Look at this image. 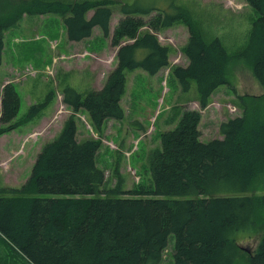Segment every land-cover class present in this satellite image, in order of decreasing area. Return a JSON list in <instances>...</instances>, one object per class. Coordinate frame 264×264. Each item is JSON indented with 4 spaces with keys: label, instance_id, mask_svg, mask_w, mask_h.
Here are the masks:
<instances>
[{
    "label": "trees",
    "instance_id": "16d2710c",
    "mask_svg": "<svg viewBox=\"0 0 264 264\" xmlns=\"http://www.w3.org/2000/svg\"><path fill=\"white\" fill-rule=\"evenodd\" d=\"M244 1L257 16L246 42L229 54L176 0H0V64L4 32L23 15L57 14L66 39L81 42L95 27L107 37L112 15L120 13L113 43L130 40L118 44L116 67L103 86L84 97L67 87L62 97L99 131L105 120L123 118L127 71L156 75L169 65V48L153 32L140 31L143 18L155 13L151 19L161 17L163 28L186 25L187 64L172 76L182 93H196L204 109L218 88L231 87L235 65H248L264 89V0ZM239 101L241 115L222 122L221 138L208 141L200 139V112L181 108L175 127L161 133L160 147L149 155L152 185L130 191L120 184L102 190L104 173L95 160L100 142L77 141L70 116L40 149L27 180L19 188H0V236L31 264H161L168 247L171 264H233L240 235L261 232L249 262L264 264V95ZM1 106V121L17 114L20 97L13 88ZM15 128H0V136Z\"/></svg>",
    "mask_w": 264,
    "mask_h": 264
},
{
    "label": "rangeland",
    "instance_id": "374dc122",
    "mask_svg": "<svg viewBox=\"0 0 264 264\" xmlns=\"http://www.w3.org/2000/svg\"><path fill=\"white\" fill-rule=\"evenodd\" d=\"M176 1L188 7L206 36L218 37L229 54L246 42L251 23L257 16L244 0ZM152 15L143 18L140 31L153 32L159 42L169 48V65L156 75H148L141 69L127 71L126 90L120 101L123 118L105 120L99 131L93 129L84 110L73 112L62 97L67 87L84 97L91 89L103 86L107 75L116 67L119 45L130 40L122 37L118 43H113L114 29L123 16L114 12L107 37L95 27L91 37L82 42L66 39L62 18L57 14L23 15L16 26L4 32L0 128L9 125L16 128L0 136V188H19L27 180L40 149L60 134L70 116L76 123L77 141L100 142L95 160L104 173L103 191L116 189L118 184L122 191L134 190L141 184L152 185L149 155L160 147L161 133L175 127L181 108L200 112V139L208 141L221 138L222 122L241 115V96L260 98L264 95L250 67L235 65L229 75L231 87L218 88L210 104L200 109L196 93H182L172 76L176 66L187 64L183 53L188 39L186 25L176 23L163 28L157 22L161 17L151 19ZM12 88L20 97L19 111L12 119L1 121L4 94ZM41 104L30 111L32 106ZM123 197L129 196L124 194ZM261 236V232L252 238H248L249 234L240 235L233 264H250L249 258ZM169 242L172 246L173 237ZM170 254L168 247L161 264H171ZM0 264L31 263L0 236Z\"/></svg>",
    "mask_w": 264,
    "mask_h": 264
},
{
    "label": "crops",
    "instance_id": "0c3cea01",
    "mask_svg": "<svg viewBox=\"0 0 264 264\" xmlns=\"http://www.w3.org/2000/svg\"><path fill=\"white\" fill-rule=\"evenodd\" d=\"M82 42V41H81Z\"/></svg>",
    "mask_w": 264,
    "mask_h": 264
}]
</instances>
